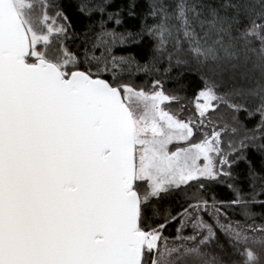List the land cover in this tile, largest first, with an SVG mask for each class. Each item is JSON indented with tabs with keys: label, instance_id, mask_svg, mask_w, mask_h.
Here are the masks:
<instances>
[{
	"label": "snow or ice",
	"instance_id": "6c2138e0",
	"mask_svg": "<svg viewBox=\"0 0 264 264\" xmlns=\"http://www.w3.org/2000/svg\"><path fill=\"white\" fill-rule=\"evenodd\" d=\"M138 9L0 0V264H264V0Z\"/></svg>",
	"mask_w": 264,
	"mask_h": 264
},
{
	"label": "trees",
	"instance_id": "16d2710c",
	"mask_svg": "<svg viewBox=\"0 0 264 264\" xmlns=\"http://www.w3.org/2000/svg\"><path fill=\"white\" fill-rule=\"evenodd\" d=\"M64 5L66 7V11L69 15L72 16H77L79 15V13L77 12V6L80 3V0H63ZM123 2V0H115V4L116 6H119L121 3ZM140 4H141V9H143L144 7H146L147 4V0H139ZM141 9H138V11H140ZM110 11L113 9H109ZM93 19H98V16L94 15ZM91 21H89V19L87 17H80V25L83 24H87L90 23ZM80 25H78L77 30L78 31H82V27H80ZM113 25L111 23L108 24V27L111 28ZM139 28V23L136 19L134 18H130L127 16V13H124V23L117 29V31H124V30H131V31H136ZM128 51H133L135 52L136 49L135 48H130L128 49ZM116 54L120 55L123 54L119 49L116 50ZM169 87H171V85H169ZM241 119H243V117H241ZM247 126L249 128H251L254 124L255 121H247ZM224 148L225 150H227V138H225V144H224ZM249 158L254 160V162L256 163L257 166H259L262 161L260 160L259 155L254 152L253 150H249ZM234 175L237 176V180L235 181L238 185H240L246 192L249 191L248 189V180H247V164L246 163H241L240 166L238 168H236L234 170ZM216 194L218 197L220 198H228L230 197L231 193L227 190L226 187H217L215 189ZM169 205V201L165 200L161 203L160 208L161 211L164 210V208L168 207ZM255 211H259V208H256ZM166 235L168 234L167 232L165 233ZM238 259V258H237Z\"/></svg>",
	"mask_w": 264,
	"mask_h": 264
}]
</instances>
